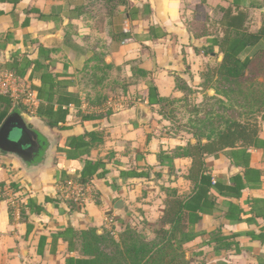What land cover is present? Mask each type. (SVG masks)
Segmentation results:
<instances>
[{
    "label": "crops",
    "instance_id": "crops-1",
    "mask_svg": "<svg viewBox=\"0 0 264 264\" xmlns=\"http://www.w3.org/2000/svg\"><path fill=\"white\" fill-rule=\"evenodd\" d=\"M89 1L0 0V76L46 81L40 105L66 112L52 126L45 109L29 114L55 148L41 165L0 153V264H91L78 234L87 230L117 239L130 226L152 239L163 228L164 189L192 194L191 161L172 152L196 142L170 130L157 100L214 95L202 74L222 59L223 10L246 13L250 31L264 23V0H124L96 26ZM258 128L257 147L203 157L220 187L195 212L187 264H264V120ZM85 162H100L87 183L94 197L70 206L61 187Z\"/></svg>",
    "mask_w": 264,
    "mask_h": 264
},
{
    "label": "trees",
    "instance_id": "trees-1",
    "mask_svg": "<svg viewBox=\"0 0 264 264\" xmlns=\"http://www.w3.org/2000/svg\"><path fill=\"white\" fill-rule=\"evenodd\" d=\"M91 1L85 7L86 15ZM98 1H101L104 8L103 17L98 23L113 16L116 7L124 2V0ZM247 23V14L242 11L234 13L230 8L222 11L219 24L223 27V36L217 41L222 59L208 67L202 74L205 89L214 90V96L203 95V99L216 102L214 109L217 111L213 112L211 106L206 110L204 118L197 121L200 125L190 133L196 141L195 144L178 147L172 152L173 156H184L191 161L187 179L192 185V194L180 197L174 189H164V211L159 218L163 228L155 229L152 239H147L144 234L130 226H126L117 239L110 232L101 235H96L92 230L79 232L81 253L90 257L91 264H187L183 246L196 236L191 226L197 223L200 217L195 212L200 209L206 210L208 191L218 190L220 187L217 182L212 183L211 177L205 174L203 157L225 149L244 152L259 144L258 121L264 120V99L260 98L253 102L242 91L246 83H252L250 78L254 79L262 73L264 45L258 47L243 61L239 60V55L246 47L264 40V23L256 31H250ZM13 75L21 82L24 81L22 77ZM45 83L46 81L42 80L41 88L31 87L39 101L36 114L44 116L42 109H45L47 123L52 126L58 120H63L66 112L60 108L52 112L50 106L42 108L41 102L49 101V93L42 90ZM153 95H156L155 89L149 88V101ZM181 100L188 101V98L184 97ZM170 101L175 100L161 98L157 100L163 113ZM229 104L232 105L231 110H228ZM16 106L26 111L20 102L14 103L8 95L0 93V125ZM235 106L237 110L234 109ZM224 111L227 112L226 116ZM167 117L173 120L169 114ZM99 163L85 162L81 176L75 183L82 185L89 183V175L100 165ZM239 191L238 188L234 190L235 193ZM66 203L70 206L81 204H75L72 200H66Z\"/></svg>",
    "mask_w": 264,
    "mask_h": 264
},
{
    "label": "water",
    "instance_id": "water-1",
    "mask_svg": "<svg viewBox=\"0 0 264 264\" xmlns=\"http://www.w3.org/2000/svg\"><path fill=\"white\" fill-rule=\"evenodd\" d=\"M54 150L48 138L33 126L32 117L17 106L0 125V153L14 157L26 169L41 165L39 162Z\"/></svg>",
    "mask_w": 264,
    "mask_h": 264
},
{
    "label": "rangeland",
    "instance_id": "rangeland-1",
    "mask_svg": "<svg viewBox=\"0 0 264 264\" xmlns=\"http://www.w3.org/2000/svg\"><path fill=\"white\" fill-rule=\"evenodd\" d=\"M89 5L87 17L94 23L100 22L99 19L102 18L104 14V8L102 7L101 1L92 0ZM96 26L98 25L96 24ZM262 64H264V61ZM250 79L252 80V83H246L243 86V94L250 97L253 102H256V100H259L260 98L264 99V67L261 74L257 75L254 79ZM216 104V102L203 99V97H196L194 99L189 98L188 101H170L165 109L167 116L169 114V116L173 118L171 126H169L170 130L176 134L180 132H187L189 134L193 133L194 128L200 125L197 121L204 118V114L209 107L212 106L213 112L217 111L214 109ZM227 106L229 108L228 110L232 109L231 104ZM234 109L237 110L236 106ZM226 113L224 111V116H226Z\"/></svg>",
    "mask_w": 264,
    "mask_h": 264
},
{
    "label": "built area",
    "instance_id": "built-area-1",
    "mask_svg": "<svg viewBox=\"0 0 264 264\" xmlns=\"http://www.w3.org/2000/svg\"><path fill=\"white\" fill-rule=\"evenodd\" d=\"M0 93L8 95L14 103L20 102L28 114L34 113L37 108L36 92L27 81H20L13 74L6 73L0 76ZM94 193L89 186L65 182L60 190V199L72 200L74 203H84L85 200L93 198Z\"/></svg>",
    "mask_w": 264,
    "mask_h": 264
}]
</instances>
